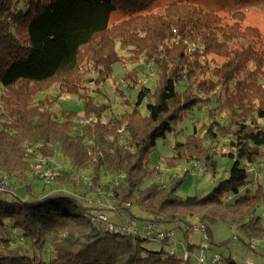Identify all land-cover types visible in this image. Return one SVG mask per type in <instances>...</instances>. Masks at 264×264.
<instances>
[{
	"label": "trees",
	"instance_id": "obj_1",
	"mask_svg": "<svg viewBox=\"0 0 264 264\" xmlns=\"http://www.w3.org/2000/svg\"><path fill=\"white\" fill-rule=\"evenodd\" d=\"M184 1L154 15L143 13L155 0H0V171L42 180L35 173L47 160L56 186L26 200L0 193V264H44V252L48 264L183 261L98 220L96 213L106 208L83 203L103 192L117 210L136 207L146 221L197 218L207 240L218 221L250 239L264 238L257 215L264 187L238 196L250 168L264 167V37ZM114 12L128 18L109 26ZM116 64L126 71L114 82L116 94L126 96L121 86L136 89L120 114L98 101ZM146 66L157 77L153 88L141 82ZM54 86L58 95L39 98ZM64 94L76 95L82 110L55 112ZM189 115L194 130L176 142L166 168L203 163L214 172V156L225 148L233 164L229 178L209 194L183 199L176 195L182 182L159 183L161 171L149 162L157 142ZM90 117L97 122L78 123ZM58 154L87 175L55 170L51 160ZM105 174L110 182L124 178L112 187L103 182ZM147 178L152 181L144 187ZM27 190L33 195L30 185ZM224 264L237 263L229 258Z\"/></svg>",
	"mask_w": 264,
	"mask_h": 264
},
{
	"label": "rangeland",
	"instance_id": "obj_2",
	"mask_svg": "<svg viewBox=\"0 0 264 264\" xmlns=\"http://www.w3.org/2000/svg\"><path fill=\"white\" fill-rule=\"evenodd\" d=\"M174 2L185 1L155 0L152 6L143 14L158 15L159 12L163 11ZM187 2L205 12L220 16L230 24L241 22L244 26L255 27L264 37V0H191ZM127 18V16L121 13L114 12L110 16L109 26L120 24ZM118 51L122 56L128 55L126 50H122L119 47ZM141 67H144V65L138 66L137 69L140 71ZM125 75V68L120 64H116L113 67L112 79L107 80L101 87L102 94L98 101L112 106L115 114H120L124 109H127L124 106L125 100L130 99L131 96L132 101L135 97L136 89L125 90L122 86L120 88L125 91L126 96L121 97L116 94L114 82L117 83L118 81H122ZM141 76V82L145 85L153 88L156 84L157 77L155 71L150 67L144 68V75L141 73ZM93 90L96 91V88L93 87ZM59 91V88L54 86L39 98H44L46 96L55 97L58 95ZM93 95H95V93ZM61 109L80 112L82 107L76 95L64 94L59 98L55 112L60 113ZM194 116L197 117L198 113H195ZM194 116L189 115L182 123L176 125L174 130L168 133L165 139H160L157 142L155 149L150 154L149 167L158 168L160 169L159 171H161L160 174L156 175L158 182L168 184L171 179H176L177 183L182 182L176 185V195L183 199L188 197H204L209 194L214 188L229 178V171L233 164V161L228 156H224V154L228 153V148H225L222 152H217L214 156L216 162L214 172L208 170L204 174L199 175L193 172L191 165L185 163L180 164L177 169L166 168V159L172 157L176 142H183L185 135L192 134L194 125L191 123L195 121L194 119L192 120ZM198 125H200V123L195 124V126ZM254 141L257 144L262 142L258 137H254ZM51 163V166L55 170H66L78 176H84L86 174H84L83 171L77 172L76 167L66 162L60 154L56 155V157L51 160ZM102 180L104 183H109L111 178L105 174ZM151 181L152 178H147L143 186H147ZM257 184L264 187V167H260L258 170H256V168H250L249 183L240 191L238 196H244L248 192L251 194L254 193ZM27 185L31 186V194H33L31 196L28 195ZM55 187L56 186L51 183L45 184V181L38 180L37 177H31L30 182L9 177L8 193H3L2 198L6 200H14L17 197L22 200L32 199L42 190L49 191ZM106 197L107 196L104 195L103 192L100 197H88L83 204L85 207L91 208L96 206L105 207L106 210L101 212L107 216L108 222L114 224L117 228L124 225H127L131 229L142 228L144 220L148 218L146 213L136 207H132L129 211L125 209L119 211L108 210L107 207H111L112 202ZM103 202H105V204ZM257 215L262 218V224L264 226V204L258 208ZM187 221L190 225L188 222L179 221V217L175 216L171 223L159 224L158 230H170L169 233L171 238L167 243L154 241L152 238L147 239L144 243L145 247L153 252L164 250L166 253H172V250H174L175 257L183 260L180 264H201L199 258H210L212 254H217L223 260L232 258L238 264H246L251 258L255 259L257 264L263 261L264 238L250 239L244 231L238 230L225 222L218 221L209 226V239L207 240L204 236V230L199 228V220L197 218H191ZM190 226L192 227L190 228ZM187 229H189V231H187ZM184 246L188 250L190 249L189 251L193 256L190 262H186L185 260ZM42 257L44 264H48V254L44 252Z\"/></svg>",
	"mask_w": 264,
	"mask_h": 264
},
{
	"label": "built area",
	"instance_id": "obj_3",
	"mask_svg": "<svg viewBox=\"0 0 264 264\" xmlns=\"http://www.w3.org/2000/svg\"><path fill=\"white\" fill-rule=\"evenodd\" d=\"M95 122H97V118L95 117H90L87 119L86 118L78 119V123L81 125H85L87 123H95ZM191 166H192L193 172H195L196 174L202 175L206 172V167L203 163H194ZM35 174L38 177H40L43 181H45L46 183H50L54 177L53 171L47 166V160H41L40 169L37 170ZM123 178H124V175L122 174L117 175L110 182L111 186L117 187L118 183ZM8 183H9V177L0 171V193H8ZM112 194L113 193H111V196ZM126 206L129 207V204ZM107 208L108 210L119 211L114 207L113 202H112V206L107 207ZM96 217L98 220L102 222L109 223L107 216L102 212L97 213ZM158 225L159 224L152 222V221H145L141 229H136V228L131 229L127 225L117 228V226L110 223L109 229L111 231L121 232L126 235L139 236L145 240L152 238L154 241H158L161 243H164V242L167 243L168 240L171 238L170 233H169L170 230H160V229L158 230ZM170 254L175 255L174 250H172V253ZM184 256H185L186 261L191 260L193 257L190 251L185 246H184ZM199 261L201 264H224V260L221 259L220 256H218L217 254H214V255L212 254L210 258L201 257L199 258ZM246 264H255V263L249 260L246 262Z\"/></svg>",
	"mask_w": 264,
	"mask_h": 264
},
{
	"label": "crops",
	"instance_id": "obj_4",
	"mask_svg": "<svg viewBox=\"0 0 264 264\" xmlns=\"http://www.w3.org/2000/svg\"><path fill=\"white\" fill-rule=\"evenodd\" d=\"M145 221H146V220H144L143 224L145 223ZM232 260H233V259H232ZM262 260H263V261H262L261 263H259V264H264V258H262ZM233 261H235V260H233ZM248 261H249V260H248ZM250 261H253L255 264H257V263L255 262V259H252V258H251ZM257 261H260V260H257ZM235 262H236V261H235ZM236 263H237V262H236ZM237 264H238V263H237Z\"/></svg>",
	"mask_w": 264,
	"mask_h": 264
}]
</instances>
